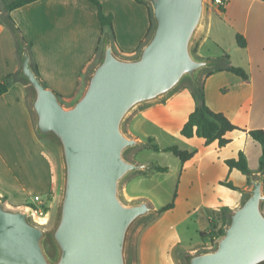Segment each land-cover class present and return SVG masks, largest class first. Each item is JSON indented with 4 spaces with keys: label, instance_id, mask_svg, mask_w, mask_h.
Segmentation results:
<instances>
[{
    "label": "water",
    "instance_id": "obj_1",
    "mask_svg": "<svg viewBox=\"0 0 264 264\" xmlns=\"http://www.w3.org/2000/svg\"><path fill=\"white\" fill-rule=\"evenodd\" d=\"M144 1L153 25L137 53L121 55L105 34L81 93L69 104L40 79L29 44L12 25L17 75L29 90L36 133L58 150L61 183L50 231L30 220V209L10 208L0 196V264H128V233L154 209L146 200L125 203L119 196V182L148 165L124 158L138 141L122 123L136 106L165 98L184 79L197 87L203 70L221 64L192 50L206 0ZM247 175L250 186L229 210L215 247L186 253L185 264H264V172Z\"/></svg>",
    "mask_w": 264,
    "mask_h": 264
},
{
    "label": "crops",
    "instance_id": "obj_2",
    "mask_svg": "<svg viewBox=\"0 0 264 264\" xmlns=\"http://www.w3.org/2000/svg\"><path fill=\"white\" fill-rule=\"evenodd\" d=\"M100 1L103 13L112 17L114 38L111 40L115 49L123 56L135 55L150 26L147 7L135 0ZM206 1L208 10L206 7L196 40H199L197 56L222 64L221 57L227 55L228 63L243 68L248 79L215 69L219 65L206 68L202 74L206 104L240 128L225 133L230 141L222 147L216 140L206 144L201 137L186 138L180 134L195 107L188 87L178 88L136 115L178 134L188 144L187 150H196L190 159L181 162L176 204L182 198L186 200L185 190L199 186L204 192V185L221 186L219 181L226 178L239 187V192L249 188L248 175L230 170L224 163L226 158L236 157L240 150L246 155L251 175L261 173L257 172L258 165H251L252 159L259 160L261 147L247 131L264 129V0H227L222 9ZM2 7L0 0V79L7 82V91L0 95V196L14 209L47 206L45 213L49 215L59 197V154L50 140L41 138L35 131L29 90L17 75L20 57L16 37L2 17L7 14L24 41L31 42V59L40 79L61 95L65 104L79 96L84 76L99 53L103 34L96 8L87 0H35L9 12ZM237 35L244 38V47L238 45ZM173 123L176 133L171 130ZM34 196L39 201H34ZM201 201L192 207L193 211L200 212L202 207H229L238 201V196L205 201L203 194ZM174 208L164 214L168 215ZM202 212L208 222L207 213ZM160 220L148 224L139 233L132 264H176L171 251L179 240L178 232L170 225V237L161 242L154 232Z\"/></svg>",
    "mask_w": 264,
    "mask_h": 264
},
{
    "label": "rangeland",
    "instance_id": "obj_3",
    "mask_svg": "<svg viewBox=\"0 0 264 264\" xmlns=\"http://www.w3.org/2000/svg\"><path fill=\"white\" fill-rule=\"evenodd\" d=\"M205 8L208 10L207 1ZM198 42L199 40L193 44V48H192L193 53L195 55H197ZM100 49H101V45H100ZM98 55L95 61L88 68L85 76L87 75V73H89L91 67L96 62ZM206 70L208 69H205L204 71L201 72L198 85L201 83L202 74ZM85 76H84L82 88L85 83ZM192 86L193 84L189 79H184L174 89V91L180 87H192ZM163 99L136 106L127 114V116L125 117L122 123L123 132L127 136L131 138H135L138 141L137 145L128 148L124 152L123 154L124 158L138 164L148 163V165L140 170L131 172L119 182V196L121 200L125 203H132L135 201L146 200L149 203V205L154 209L153 212L139 218L133 224V226L131 227L128 233L127 245H126V258L128 264H132L136 258V253H137L136 246H137L139 233L143 230V228H145V226L159 219H161L159 226L154 232L155 235H157V239H160L161 242L163 239L166 240L167 238L170 237L171 234L170 225L172 226L173 230H176V232H178L177 234L179 240L174 244L173 249L171 251L176 260V264H185L184 255L186 253H193L196 251L213 249L215 247L217 240L215 241H210L209 239L202 240L199 234L200 231L205 232L208 229L206 214L202 212L203 207L200 212L195 210L193 211L192 207L202 202L201 196H203V194H205V201L214 200L221 197L235 198V196H238V201L234 204L233 203L230 204L231 205L229 206V210H230L236 207L245 195L244 192L242 191L239 192L240 191L239 188L234 190L224 185L221 186L215 185L213 187L204 185L202 187L204 192L200 191L199 186H196L195 188H192L191 191L185 190L184 194L186 200L182 198L176 204L175 201L178 194L177 186L179 182V174L181 172L180 170L181 161L171 152L152 150L150 147V143L148 142V137H152L153 142L157 143L161 148L169 145H177L179 148L187 149L188 144L178 134L175 135L173 133H170L167 130L160 127L159 125L150 122L149 120L143 119L142 117L136 116L139 115V110L156 102L162 101ZM171 130L174 131V133H176L174 123L171 124ZM57 157L61 171L60 159L59 156ZM153 164L167 166L168 170L165 172H158L152 167ZM258 164L259 163L257 159L256 160L252 159L251 165L257 166ZM219 174L221 175V173ZM175 193L176 195L174 196ZM173 199H174V207H175V208L173 207L174 208L173 211L169 212L168 215L164 214V212L158 213L157 210L161 206L172 201ZM43 212H44L43 210L42 213L39 212L36 214L35 213L32 214L31 212L30 220L42 225L46 229V231H50L56 219L57 207L55 206L54 208H52L49 215H46L45 212L44 213ZM187 213L190 214L187 217H185ZM39 220H43V223H41ZM45 220L46 222L44 223Z\"/></svg>",
    "mask_w": 264,
    "mask_h": 264
},
{
    "label": "trees",
    "instance_id": "obj_4",
    "mask_svg": "<svg viewBox=\"0 0 264 264\" xmlns=\"http://www.w3.org/2000/svg\"><path fill=\"white\" fill-rule=\"evenodd\" d=\"M35 0H2V8L4 11L9 12L15 8L21 7L26 5L30 2ZM96 8L97 17L101 26L103 36L105 34H109V36L114 38V32L112 28V17L111 15H105L102 11V4L100 0H87ZM139 3L144 4L147 7L150 16V26L146 35V38L149 36L153 21L151 17V8L147 2L144 0H135ZM3 20L7 22V24L12 28L14 23L12 22L11 18L5 14L3 15ZM105 29L108 32H104ZM102 39V38H101ZM102 41V40H101ZM236 41L239 46H245V40L241 35L236 36ZM28 44L31 45V42ZM142 44V43H141ZM228 56L223 55L221 60L223 61L222 64L215 67L217 70H227L235 73L241 79L247 80L248 75L246 71L237 66H233L228 63L227 61ZM36 70V69H35ZM209 70L207 73H210ZM37 72V71H36ZM38 74V73H37ZM44 83V82H43ZM45 84V83H44ZM191 91V94L195 100V107L189 113L187 120L184 122L180 129V134L186 138H190L193 136L201 137L205 140L206 144L211 143L212 141L216 140L219 147L226 145L230 139L225 136V133L234 129H240L238 126L234 125L222 112L213 111L205 101L204 96V87L203 84L200 83L197 87H188ZM7 91V82L6 80L0 79V95ZM59 97L61 95L57 94ZM248 136L256 141L261 147V154L258 160V169L257 172H264V129H250L247 131ZM148 142L150 143V147L154 151H164V152H171L173 155L179 158L181 162H184L190 159L195 153L196 150H187L179 148L177 145H169L166 147L161 148L157 143L153 142L152 137H148ZM224 163L227 167L232 169L239 170L242 174H249L252 173L249 169L248 162L246 155L243 151H239L236 157L226 158ZM152 167L158 172H165L168 170L167 166H161L158 164H153ZM249 180V179H248ZM219 183L224 185L230 189H238L235 184L229 179L220 180ZM176 193L174 194V196ZM174 207V199L165 205L161 206L157 211L158 213H163L167 210H170ZM42 210L44 212L48 211L47 206H42ZM208 215V229L203 232L200 231L201 239H209L210 241L217 240L222 234L224 227L228 224V211L229 207L222 206L220 208H203Z\"/></svg>",
    "mask_w": 264,
    "mask_h": 264
},
{
    "label": "built area",
    "instance_id": "obj_5",
    "mask_svg": "<svg viewBox=\"0 0 264 264\" xmlns=\"http://www.w3.org/2000/svg\"><path fill=\"white\" fill-rule=\"evenodd\" d=\"M210 1L217 9L224 8L225 4L227 3V0H210ZM34 201H39V197L38 196H34ZM25 208L31 209L32 214H34V213L36 214V213H39V212L42 213L41 208H39L37 206H27Z\"/></svg>",
    "mask_w": 264,
    "mask_h": 264
},
{
    "label": "bare ground",
    "instance_id": "obj_6",
    "mask_svg": "<svg viewBox=\"0 0 264 264\" xmlns=\"http://www.w3.org/2000/svg\"><path fill=\"white\" fill-rule=\"evenodd\" d=\"M35 219H37V218H35ZM41 223H43V220H39ZM46 222V220L44 221V223Z\"/></svg>",
    "mask_w": 264,
    "mask_h": 264
}]
</instances>
